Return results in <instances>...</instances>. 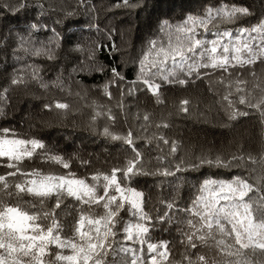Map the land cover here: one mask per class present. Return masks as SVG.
<instances>
[{
  "label": "snow or ice",
  "instance_id": "6c2138e0",
  "mask_svg": "<svg viewBox=\"0 0 264 264\" xmlns=\"http://www.w3.org/2000/svg\"><path fill=\"white\" fill-rule=\"evenodd\" d=\"M78 3L87 7L89 0ZM113 7L133 12L142 9L143 0H117ZM37 8L40 16L48 11L43 0H0V9L13 15L27 17ZM78 23L69 20L65 35H60L33 19L17 35L14 52L18 58L22 53L53 61L61 44H72L74 51L86 52L73 72L111 73L102 86L109 100L113 98L112 87L125 85L121 99L125 94L145 92L157 105L164 104L163 86L183 88L219 73L217 83L225 89L221 100L229 120L255 113L264 123V88L256 85L262 94L253 97L248 82L241 78L242 70L258 62L264 64V13L257 16L236 0H206L199 11L175 22L160 20L132 61L136 75L130 81L120 65L108 69L97 60L105 50L109 54L119 51L113 41L116 30L105 33L107 44L94 42L86 50L75 41L76 34L68 32ZM88 27L100 31L98 25L89 23ZM41 30L53 33L47 42L34 38ZM29 82L45 90H65L61 76L46 82L39 65L25 63L13 74L9 87L0 89V114L10 88ZM68 92L70 95L71 90ZM237 105L246 110L240 111ZM190 106L189 99L180 100L179 113L188 114ZM91 107L93 132L110 142H120L132 153L123 164L107 171L80 174L73 170L74 162L88 169L90 160L66 154L41 137L0 128V264H264V179L250 182L240 175L208 176L195 182L188 179L205 166L231 169L244 157L225 160L206 153L181 155V142L168 139L164 133L170 127L168 122L153 124L151 113L137 112V132L143 136H137L132 128L116 132L112 109L96 104ZM117 107L124 110L123 103ZM43 110L67 115L71 106L54 100L45 103ZM98 121L105 122L102 129L95 127ZM153 127L155 132L150 131ZM137 139L146 147L155 144L154 170ZM248 159L255 163L254 158ZM147 178L154 181L152 188L161 192L169 189V195H161L157 205H152L151 195L140 187L141 180ZM186 186L191 195L184 200L180 192ZM173 229L178 242L159 235ZM177 243L181 251H177Z\"/></svg>",
  "mask_w": 264,
  "mask_h": 264
},
{
  "label": "trees",
  "instance_id": "16d2710c",
  "mask_svg": "<svg viewBox=\"0 0 264 264\" xmlns=\"http://www.w3.org/2000/svg\"><path fill=\"white\" fill-rule=\"evenodd\" d=\"M14 3L15 0H7ZM48 9L44 16H40L39 9L29 11L27 17L23 13L13 15L0 9V89L9 87L10 79L17 69L27 64H37L41 75L46 82L55 81L58 76L64 80L65 90L49 87L47 90L37 84L29 82L24 86L11 87L8 93V102L3 105L0 114V128L10 127L19 133L28 136H37L58 146L66 154L76 153L82 159L91 161V168L81 169L78 162H74L73 170L80 174L85 171H107L110 167L123 164L132 153L120 142H110L93 132L90 123L92 105H103L111 108L116 116L114 131L125 132L132 128L137 136L139 124L136 113L149 112L152 114L153 124L166 121L170 127L164 130L166 137L182 144L181 155L192 156L202 153L211 156L220 155L225 160L233 156H242L231 169H216L205 166L200 173L188 175L192 182L202 180L208 176L230 178L240 175L249 178L250 182L264 179V123L252 113L249 117L230 121L221 97L225 94L224 87L217 83L219 73L210 79L190 83L186 87L168 86L162 88L164 104L157 105L154 98L145 92H138L133 96L125 94L121 99V89L112 87V99L104 96L102 86L111 78L109 71L73 72L81 65L86 52H76L72 44H61L56 50V59L49 61L45 58H29L24 54L14 52L17 47V35L28 28L33 19L55 29L60 35H65V24L69 20L79 21L72 24L68 32L75 33V41L86 50L94 42L107 44L106 32L115 29L113 41L119 51L109 54L107 50L98 54L99 64L110 69L120 65V70L127 80L135 79L136 66L132 61L138 55L143 42L149 37L158 22L162 19L177 21L182 16L197 12L206 0H143L142 9L129 12L123 8H114L117 0H89L87 7L78 3V0H43ZM213 2V0H207ZM250 7L258 16L264 13V0H236ZM39 3V0H37ZM72 14V15H68ZM255 22V21H253ZM89 23L99 26L100 31L89 28ZM51 31L41 30L35 39L47 42L52 37ZM254 72L255 76L251 73ZM241 78L248 82V91L253 97L262 93L256 85L264 88V64L259 62L242 70ZM235 79V75L233 76ZM71 90L69 95L68 90ZM191 101L188 114L179 113V101ZM54 100L67 102L71 111L64 115L56 111H44L43 105ZM123 103L124 110L117 107ZM240 111L244 106L237 105ZM125 117L127 123H125ZM104 121H98L95 127L102 129ZM150 131L155 132L153 127ZM138 146L145 152V160H151V169L156 167L154 157L157 155L155 144L145 146L143 140L137 139ZM255 159L253 164L248 158ZM202 173V174H201ZM154 181L151 178L142 179L140 187L152 197V205H157L161 195L168 196L169 189L163 192L152 188ZM136 186V185H134ZM191 195L189 187L181 190L180 196L187 200ZM150 205V206H152ZM164 239L179 240L178 233L173 229L170 233L159 234ZM177 251H181L179 243ZM211 254V253H210Z\"/></svg>",
  "mask_w": 264,
  "mask_h": 264
}]
</instances>
